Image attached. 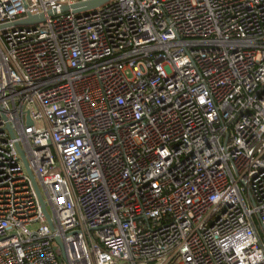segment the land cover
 Listing matches in <instances>:
<instances>
[{"label":"built area","instance_id":"2783aa9c","mask_svg":"<svg viewBox=\"0 0 264 264\" xmlns=\"http://www.w3.org/2000/svg\"><path fill=\"white\" fill-rule=\"evenodd\" d=\"M89 1L0 0V264H264V0Z\"/></svg>","mask_w":264,"mask_h":264},{"label":"water","instance_id":"95a60500","mask_svg":"<svg viewBox=\"0 0 264 264\" xmlns=\"http://www.w3.org/2000/svg\"><path fill=\"white\" fill-rule=\"evenodd\" d=\"M109 1L111 0H92V1H89L87 3H84V4H78V5H74L72 6L71 8L74 9V11H87V10H92V9H96V8H99L105 4H107ZM65 10H68V7H65ZM44 21V16H28L26 19H23V20H20L18 22H15L9 26H31V25H36V24H39V23H42ZM29 124H32L31 121L29 120L28 122ZM19 151H20V154H21V157L25 163V166L27 168V171L31 177V180H32V183H33V187L35 189V192L37 194V197H38V200L40 202V205L42 207V210H43V213L47 219V222L50 226V228L53 230V223L51 221V217L47 211V207H46V204L43 200V197L41 195V192L39 190V187L37 185V182L34 178V175L33 173L31 172V170L28 168V164L24 158V154L21 152L20 148L18 147ZM56 242L58 244H60V241L58 238H56ZM61 245V244H60Z\"/></svg>","mask_w":264,"mask_h":264}]
</instances>
